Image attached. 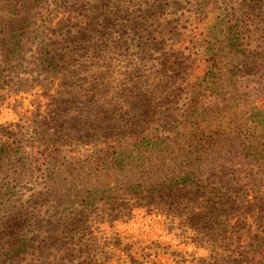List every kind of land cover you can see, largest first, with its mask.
<instances>
[{
    "label": "rangeland",
    "instance_id": "1",
    "mask_svg": "<svg viewBox=\"0 0 264 264\" xmlns=\"http://www.w3.org/2000/svg\"><path fill=\"white\" fill-rule=\"evenodd\" d=\"M207 1L0 0V264L263 262L264 0Z\"/></svg>",
    "mask_w": 264,
    "mask_h": 264
},
{
    "label": "trees",
    "instance_id": "2",
    "mask_svg": "<svg viewBox=\"0 0 264 264\" xmlns=\"http://www.w3.org/2000/svg\"><path fill=\"white\" fill-rule=\"evenodd\" d=\"M30 3H32L33 5H38L39 0H28ZM208 7L211 8L212 6V1L208 0ZM12 5L11 3L7 4L5 7V11H4V15L3 17H11L10 14L12 15L13 13L11 12L12 10H10L8 7ZM232 5V0H223V7L221 8L223 12V10L226 12V10L230 9V6ZM219 10L217 12V14L212 18V24L211 27H209L210 32L213 29L218 28V26H225V23L228 25L227 27L230 28V30L232 29L231 26V19L229 15L228 17H224V16H220ZM207 16L208 14L206 12H202L201 16H197L194 18L195 21V25L196 27L200 28L203 25L207 24ZM39 22L41 21V18H38ZM224 21V22H223ZM18 22H20V24H25V19H20L18 20ZM199 32L195 33V38L197 40H200V42H191L190 44V48H187L191 54V58H190V65H189V71L188 74L191 75L192 78V84H191V90H192V102L194 99H196L197 101H199V99L204 96L206 94V92L211 91V86L213 85V81H209L207 78L208 77H214V75L216 74L215 71L216 69H218V64H217V59L214 55H210L207 51V44H208V36L210 34V32L208 33V30H204L201 32V29H198ZM14 36V38L17 39L16 41H20V34L16 35V33H14V35H9L10 39ZM196 50V53H193V50ZM231 69L234 70V65L232 63L231 65ZM136 139H134L135 141ZM140 141V140H139ZM141 143V142H139ZM138 143V144H139ZM3 148H0V154L2 157V153H3ZM130 188H134V187H130ZM129 188V189H130ZM135 188H138L137 186H135ZM131 190V189H130ZM263 252V254H259L260 259L262 258V261L260 264H264V251H261V253Z\"/></svg>",
    "mask_w": 264,
    "mask_h": 264
}]
</instances>
